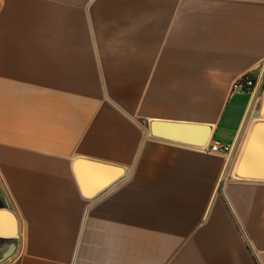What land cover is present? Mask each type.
I'll list each match as a JSON object with an SVG mask.
<instances>
[{
  "label": "crops",
  "instance_id": "1",
  "mask_svg": "<svg viewBox=\"0 0 264 264\" xmlns=\"http://www.w3.org/2000/svg\"><path fill=\"white\" fill-rule=\"evenodd\" d=\"M259 122L264 0H3L0 264H264Z\"/></svg>",
  "mask_w": 264,
  "mask_h": 264
},
{
  "label": "water",
  "instance_id": "2",
  "mask_svg": "<svg viewBox=\"0 0 264 264\" xmlns=\"http://www.w3.org/2000/svg\"><path fill=\"white\" fill-rule=\"evenodd\" d=\"M152 134L156 137L176 141L179 143L192 145L195 147H202L209 143L211 139L212 128L203 123H190V122H176V121H160L154 120L150 123ZM264 141V122H259L255 126L252 139L250 144L243 156L241 162V169L239 170L240 175H246L242 170L243 167L248 163L249 159L254 153L261 149L260 142ZM260 179H264V174L258 176ZM2 217H10L13 221V214L7 210L6 207L0 204V219ZM10 229L3 231L0 229V238H11L16 235V225L14 221L11 223ZM16 247V242L12 241L10 247L0 257V263L12 255Z\"/></svg>",
  "mask_w": 264,
  "mask_h": 264
},
{
  "label": "built area",
  "instance_id": "3",
  "mask_svg": "<svg viewBox=\"0 0 264 264\" xmlns=\"http://www.w3.org/2000/svg\"><path fill=\"white\" fill-rule=\"evenodd\" d=\"M3 0H0V10L2 8ZM256 86V80L250 75L246 74L242 76L241 78L237 79L233 83V90L235 91H250L253 90ZM202 150L206 152H212V153H228L232 150V144L228 143H219V142H212L208 143L205 146L201 147Z\"/></svg>",
  "mask_w": 264,
  "mask_h": 264
}]
</instances>
